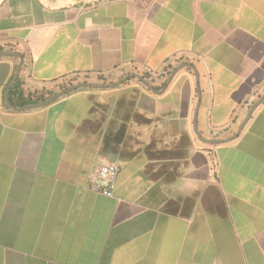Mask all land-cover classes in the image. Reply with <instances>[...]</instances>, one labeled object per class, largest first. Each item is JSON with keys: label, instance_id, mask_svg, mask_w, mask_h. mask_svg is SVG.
<instances>
[{"label": "crops", "instance_id": "0c3cea01", "mask_svg": "<svg viewBox=\"0 0 264 264\" xmlns=\"http://www.w3.org/2000/svg\"><path fill=\"white\" fill-rule=\"evenodd\" d=\"M0 264H264V0H0Z\"/></svg>", "mask_w": 264, "mask_h": 264}, {"label": "built area", "instance_id": "2783aa9c", "mask_svg": "<svg viewBox=\"0 0 264 264\" xmlns=\"http://www.w3.org/2000/svg\"><path fill=\"white\" fill-rule=\"evenodd\" d=\"M97 0H90L96 2ZM119 166L113 161L101 160L88 175L85 187L88 191L111 198L116 187Z\"/></svg>", "mask_w": 264, "mask_h": 264}, {"label": "trees", "instance_id": "16d2710c", "mask_svg": "<svg viewBox=\"0 0 264 264\" xmlns=\"http://www.w3.org/2000/svg\"><path fill=\"white\" fill-rule=\"evenodd\" d=\"M71 85H72V83L69 82L68 84H61L57 88H53V89L44 88L42 90H34V91L29 92L27 94V98L31 102H36V103L43 102L44 100H46L47 98L52 96L54 93L60 91L61 89L69 87Z\"/></svg>", "mask_w": 264, "mask_h": 264}, {"label": "water", "instance_id": "95a60500", "mask_svg": "<svg viewBox=\"0 0 264 264\" xmlns=\"http://www.w3.org/2000/svg\"><path fill=\"white\" fill-rule=\"evenodd\" d=\"M90 85L88 84H76V85H72L70 87H67L61 91H59L58 93L52 95L51 97H49L47 100H45L44 102H42L41 104L37 105L39 107L41 106H46L50 103H52L54 100H56L57 98L61 97L62 95H65L69 92H72L76 89H79V88H84V87H89ZM147 86V85H146ZM99 87H104V86H99ZM106 87V86H105ZM150 88V87H149Z\"/></svg>", "mask_w": 264, "mask_h": 264}, {"label": "rangeland", "instance_id": "374dc122", "mask_svg": "<svg viewBox=\"0 0 264 264\" xmlns=\"http://www.w3.org/2000/svg\"><path fill=\"white\" fill-rule=\"evenodd\" d=\"M134 80V79H133Z\"/></svg>", "mask_w": 264, "mask_h": 264}]
</instances>
